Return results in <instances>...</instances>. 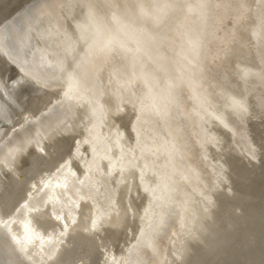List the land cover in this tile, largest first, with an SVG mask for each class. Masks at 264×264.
Listing matches in <instances>:
<instances>
[{
    "label": "bare ground",
    "instance_id": "6f19581e",
    "mask_svg": "<svg viewBox=\"0 0 264 264\" xmlns=\"http://www.w3.org/2000/svg\"><path fill=\"white\" fill-rule=\"evenodd\" d=\"M34 1L0 0V261L264 264V0Z\"/></svg>",
    "mask_w": 264,
    "mask_h": 264
},
{
    "label": "snow or ice",
    "instance_id": "6c2138e0",
    "mask_svg": "<svg viewBox=\"0 0 264 264\" xmlns=\"http://www.w3.org/2000/svg\"><path fill=\"white\" fill-rule=\"evenodd\" d=\"M7 113V108L5 105H0V119H4ZM28 120V118H26V121ZM31 140H28L27 143H31ZM19 151L21 150L20 148L18 149ZM47 186V185H45ZM14 211V209H12L10 207V205L8 203L5 204H0V213H3L4 215H10L11 212ZM105 218L104 213H97L95 215V217H93V215L91 214V210H89L88 215H84V213H81V219L79 221V223H77V219L75 216H73L71 218L70 223L72 225H77V228H81L83 231L86 232H91V231H95L99 225L101 224L102 220ZM55 219L57 221L62 220L63 218L60 216H56ZM69 224L65 223L62 224L61 227L66 231L69 228ZM65 231H62L60 233L61 236H63L65 234ZM111 259V258H110ZM112 264H120L119 261L117 260H112Z\"/></svg>",
    "mask_w": 264,
    "mask_h": 264
},
{
    "label": "water",
    "instance_id": "95a60500",
    "mask_svg": "<svg viewBox=\"0 0 264 264\" xmlns=\"http://www.w3.org/2000/svg\"><path fill=\"white\" fill-rule=\"evenodd\" d=\"M39 1H40V0H35L34 2H32V3L29 5V7L33 6L34 4H37ZM29 7H28V8H29ZM16 27H18V25H17ZM4 43H5V45H6V48L11 50V38H10L9 35H7V36L5 37V39H4ZM10 100H12V99H10ZM2 105H5L6 108H7L6 116H7V114L11 115L13 109L16 108V107L13 105L12 101H11V102L3 101V102H2ZM6 116H5V117H6ZM2 121H3V122H2ZM7 125H8V124H7L4 120L0 119V128H1V127H4V126H7ZM0 264H3V263L0 261Z\"/></svg>",
    "mask_w": 264,
    "mask_h": 264
}]
</instances>
